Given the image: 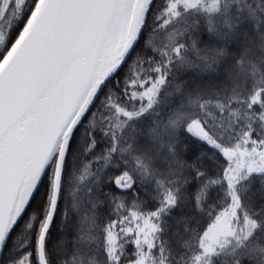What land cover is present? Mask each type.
Here are the masks:
<instances>
[{
    "label": "snow or ice",
    "instance_id": "obj_1",
    "mask_svg": "<svg viewBox=\"0 0 264 264\" xmlns=\"http://www.w3.org/2000/svg\"><path fill=\"white\" fill-rule=\"evenodd\" d=\"M0 264H264V0H0Z\"/></svg>",
    "mask_w": 264,
    "mask_h": 264
}]
</instances>
